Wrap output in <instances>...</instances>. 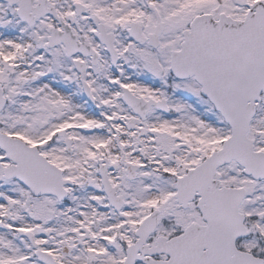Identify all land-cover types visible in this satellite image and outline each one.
<instances>
[{
    "label": "snow or ice",
    "instance_id": "obj_1",
    "mask_svg": "<svg viewBox=\"0 0 264 264\" xmlns=\"http://www.w3.org/2000/svg\"><path fill=\"white\" fill-rule=\"evenodd\" d=\"M0 264H264V0H0Z\"/></svg>",
    "mask_w": 264,
    "mask_h": 264
}]
</instances>
